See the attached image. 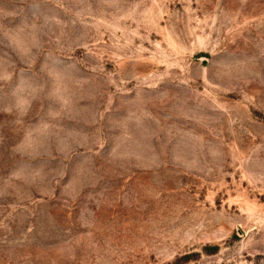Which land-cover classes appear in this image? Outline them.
Wrapping results in <instances>:
<instances>
[{"label":"rangeland","instance_id":"rangeland-1","mask_svg":"<svg viewBox=\"0 0 264 264\" xmlns=\"http://www.w3.org/2000/svg\"><path fill=\"white\" fill-rule=\"evenodd\" d=\"M0 264H264V0H0Z\"/></svg>","mask_w":264,"mask_h":264}]
</instances>
